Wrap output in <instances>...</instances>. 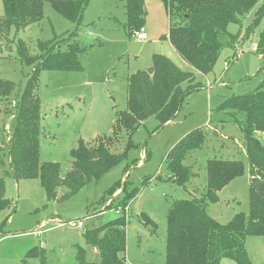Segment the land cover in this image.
<instances>
[{"label":"rangeland","instance_id":"1","mask_svg":"<svg viewBox=\"0 0 264 264\" xmlns=\"http://www.w3.org/2000/svg\"><path fill=\"white\" fill-rule=\"evenodd\" d=\"M260 5L242 18L241 26L230 24L228 32L235 35L242 30L244 34ZM145 9V33L140 35L139 31L130 34L127 29L125 0H91L80 24L62 17L47 0L39 24L11 34L17 41H25L32 54L38 51V41L54 38L60 44L70 40L86 48L80 58L83 70L39 75L43 117L40 159L59 163L62 176L71 170L70 154L80 140L89 143L113 135L116 114L127 106L128 78L151 67L153 54H164L187 68L165 40L170 21L164 0H145ZM3 13L0 0V16ZM261 30L262 26L256 28L250 38L242 37L233 46L226 43L214 70L208 75L197 74L202 89L189 95L174 121L160 130L154 118L144 122L132 137L136 147L128 151L125 161L70 199L53 203L47 202L39 180L17 182L13 176L8 142L13 134L17 97L32 67L22 63L14 44L4 46L0 79L14 82L16 90L10 99L0 101V178L6 183L5 196L11 202L9 208L0 211V264H41L39 255L27 258L36 247L46 250L47 264H78L73 245L86 249L88 260H96L83 236L85 228L68 225L84 221L87 227L93 223L87 218L94 214L105 222L125 216L128 264H165L169 209L175 200L201 198L207 182V162L213 158L239 160L246 167L242 177L221 191L220 202L208 205V214L222 224L235 214H247L250 174L243 133L231 115L217 110L226 98L264 88V55L256 53ZM196 129H202L207 140L184 162L196 174L186 189L171 180L167 157L181 139ZM126 144L124 136L112 152H124ZM117 183L121 187L108 193ZM135 189L137 196L129 199ZM64 193V189L59 190L60 198ZM119 208L121 215L114 211ZM142 215L155 225L154 232ZM246 246L253 264H264V238L248 237ZM223 261L221 264H236Z\"/></svg>","mask_w":264,"mask_h":264},{"label":"trees","instance_id":"2","mask_svg":"<svg viewBox=\"0 0 264 264\" xmlns=\"http://www.w3.org/2000/svg\"><path fill=\"white\" fill-rule=\"evenodd\" d=\"M47 0H2L4 13L0 16V53L14 44L22 63L32 67L25 88L17 97L13 118V134L8 142V155L14 179L39 180L48 203L67 200L94 180H100L116 165L127 159L128 151L136 147L132 137L147 120L158 122L157 130L174 121L189 95L202 89L197 74H210L226 43L232 46L243 37L250 38L262 26L256 53L264 55V0H164L170 28L165 40L176 51L187 68L176 64L164 54L152 55V66L139 70L128 78L127 106L116 114L113 135L84 143L80 140L71 151V170L61 175V165L42 162L40 149L43 138V117L38 95L41 72L83 70L80 58L86 48L77 42L57 43V38L38 41L36 54L28 44L11 38L44 19ZM52 7L68 21L80 24L91 0H49ZM127 29L130 34L144 28L145 0H125ZM251 26L233 35L230 24L241 26V20L259 3ZM62 45L61 47H58ZM231 49V48H230ZM16 90L14 82L0 79V101L10 99ZM217 112L229 114L243 133V144L250 174L249 212L238 213L227 224L213 219L207 211L209 204L220 202L219 194L245 172L239 160L213 158L208 160L207 182L200 199L175 200L167 215L165 264H221L231 260L236 264H253L247 251L248 237L264 238V88L243 96L226 98ZM127 137L124 152L113 153L112 148ZM207 140L202 129H196L181 139L168 154L171 180L188 188L196 174L185 165L187 156L201 148ZM121 187L113 186L108 193ZM65 193L60 198L59 190ZM6 183L0 178V211L11 206L6 198ZM138 190L129 194L137 196ZM145 217L146 224L156 227ZM84 229L83 236L96 260L87 258L86 249L73 245L78 264H128L125 216L110 221L95 217ZM1 232V230H0ZM1 235V233H0ZM31 249L30 258L39 255L47 264L46 250Z\"/></svg>","mask_w":264,"mask_h":264},{"label":"built area","instance_id":"3","mask_svg":"<svg viewBox=\"0 0 264 264\" xmlns=\"http://www.w3.org/2000/svg\"><path fill=\"white\" fill-rule=\"evenodd\" d=\"M139 33H140V35L144 34L145 28L140 29ZM135 34H137V32ZM226 64H229V62H227ZM262 138L264 139V134H262ZM114 211L117 215H121V209L120 208L116 209ZM125 211H128V207L126 208ZM68 225L74 229L85 228V222L84 221H71L68 223Z\"/></svg>","mask_w":264,"mask_h":264},{"label":"crops","instance_id":"4","mask_svg":"<svg viewBox=\"0 0 264 264\" xmlns=\"http://www.w3.org/2000/svg\"><path fill=\"white\" fill-rule=\"evenodd\" d=\"M143 35V34H142ZM173 52L175 53V54H177L176 53V51L174 50V48H173ZM178 56V55H177ZM179 115V114H178ZM178 117V116H177ZM221 193V192H220ZM95 217H97V216H95V214L94 215H91V216H89L88 218H87V220H92V219H94ZM92 250V252L94 253V254H96V250H94V249H91ZM224 261H222V263H223Z\"/></svg>","mask_w":264,"mask_h":264}]
</instances>
